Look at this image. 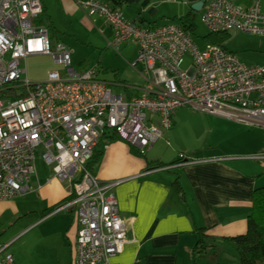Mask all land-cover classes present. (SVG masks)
I'll return each instance as SVG.
<instances>
[{"label": "built area", "instance_id": "2783aa9c", "mask_svg": "<svg viewBox=\"0 0 264 264\" xmlns=\"http://www.w3.org/2000/svg\"><path fill=\"white\" fill-rule=\"evenodd\" d=\"M261 2L206 0L201 21L211 33L264 35ZM79 6L113 28L109 44L116 50L129 40L137 43L145 86L139 95L127 96L100 79L96 69L74 68L69 47L53 44L48 26L39 23L42 0H0V200L32 190L36 150L42 146L44 160L73 195L61 208L76 210L75 264H118L112 259L128 242L114 192L121 181H101L87 165L100 139L115 131L144 154L171 127L180 107L264 126V63L247 64L217 43L200 48L175 22L143 26L100 0ZM188 53L193 62L183 69ZM35 55L50 56L64 74L56 69L44 80H30L22 61ZM12 89L26 93L12 97ZM12 242L0 240V264H14Z\"/></svg>", "mask_w": 264, "mask_h": 264}, {"label": "crops", "instance_id": "0c3cea01", "mask_svg": "<svg viewBox=\"0 0 264 264\" xmlns=\"http://www.w3.org/2000/svg\"><path fill=\"white\" fill-rule=\"evenodd\" d=\"M42 1V16L48 19L44 25L52 24L58 32L75 33L81 28L94 32L98 29L113 36V28L101 16H89L79 6L83 0ZM101 1L122 8L126 17L143 26L177 23L181 16L189 12L202 14L204 9V5L199 11L192 7L201 0ZM233 1L243 6H251L254 2ZM261 5L264 11V0ZM231 32L244 33L233 30L228 31V35ZM244 34L250 37V44L239 48L245 49H232L227 45L226 48L237 55V51H242L246 59L258 60L255 64L264 63V35ZM247 50H253V53ZM26 60L53 59L48 55H35ZM142 68L140 63L139 75ZM51 70L56 69H50L48 73ZM102 80L113 90L114 84L123 86L127 96L139 95L145 86L128 83L125 79ZM179 114L176 110L171 127L165 129L164 136L144 154L137 145L119 136L100 139L102 157L90 170L101 181H121L114 192L127 228L128 242L123 251L113 257L115 263L235 264L234 248L224 238L247 231L253 193L264 186V126L205 112L201 114V129L198 130L201 133L196 136L202 143L188 150L173 141L179 131V123L176 124ZM176 179L181 191L174 184ZM30 184L32 190L27 194L32 192L37 196L29 206L21 208L14 203L12 200L17 197L0 200V216L10 207L19 218L14 226V229L18 227L17 234L6 240L0 237V240L14 242L38 225L41 231L36 236V246L45 250L44 255L34 262L33 249L26 256L15 252L12 253L14 264H75L79 228L76 210L61 208L63 200L70 195L69 185L55 177L54 171L51 175H41L38 167ZM202 227H207V232L216 236L215 248L210 249L206 257L194 259L192 250L197 241V230ZM2 228L0 226V230Z\"/></svg>", "mask_w": 264, "mask_h": 264}, {"label": "rangeland", "instance_id": "374dc122", "mask_svg": "<svg viewBox=\"0 0 264 264\" xmlns=\"http://www.w3.org/2000/svg\"><path fill=\"white\" fill-rule=\"evenodd\" d=\"M195 18V30L192 34L195 43L200 47H205L208 43L213 42V39L220 37L219 34H210V31L201 21L200 12H196ZM43 21L47 22L46 16H42ZM175 18L174 20H176ZM178 21V20H176ZM50 37L53 44L58 42H65L72 54V66L77 70H85L87 68H94L98 71L99 78L106 79L109 81H119L126 80L128 83L143 86L146 80L142 75H139L138 69L140 63H136L138 59V45L133 40L124 42L121 47L116 50L110 46L109 41L112 37L108 36V33L104 34L100 30L96 29L94 32L91 30L81 28L77 32L65 31L56 32L54 28L50 27ZM64 31V30H63ZM250 44V37L240 32H231L225 40V45L232 49H245L239 48L241 45ZM238 47V48H235ZM247 48V47H246ZM248 53H253V50H247ZM238 55L247 64H255L258 60H249L243 57L242 51H237ZM252 57V56H251ZM193 59L188 53L185 56V60L182 64V68L186 69ZM22 65L26 67L27 75L31 79L44 80L45 76L48 74L50 69H58L64 74V67L57 64L54 60L52 61H22ZM143 77V78H142ZM114 91L122 92L126 94L125 88L120 85H113ZM180 114L176 119V124L179 123V131L175 134L173 141L184 147V149H191L200 145L202 142L197 141L196 136L201 132V114H205L203 111L194 110L189 107H180L177 109ZM207 113V112H206ZM211 114V113H209ZM171 141V138H170ZM44 149L42 146L38 147L36 150V165L41 175H51L53 172V166L46 163L43 158ZM68 184V182H66ZM36 194L29 193L17 196L13 199L14 203H17L21 208L29 206ZM18 216L13 212V208H6L0 216V226L3 227L0 230V237L9 239L10 236H15L17 234L18 227L14 229L17 223ZM27 233H24L18 237L10 246L11 253L19 252L21 256L23 254L29 253V250L34 251L32 260L37 261L38 257L44 255L45 251L40 247L36 246V236L41 231V227L36 225L32 227ZM9 241V240H7ZM29 243L25 244V243ZM35 246V247H34ZM229 246V245H228ZM232 247H230L231 249Z\"/></svg>", "mask_w": 264, "mask_h": 264}, {"label": "trees", "instance_id": "16d2710c", "mask_svg": "<svg viewBox=\"0 0 264 264\" xmlns=\"http://www.w3.org/2000/svg\"><path fill=\"white\" fill-rule=\"evenodd\" d=\"M101 1V0H100ZM43 2V1H42ZM106 3V2H105ZM109 4V3H108ZM44 5V4H43ZM116 6L115 4H111ZM195 13H187L178 19V24L181 25L186 31L193 34L195 30ZM43 18H39V23L44 24ZM46 25V24H45ZM50 30V25L47 23ZM151 26V25H148ZM54 31L57 32L54 26ZM51 31V30H50ZM211 32L208 34L210 36ZM219 34L220 37L213 39V42L226 48L225 40L227 39L228 32L213 33ZM65 43V42H64ZM66 44V43H65ZM67 45V44H66ZM13 88V87H11ZM10 90V89H9ZM25 91H18L12 89L9 93L12 97L23 96ZM4 95V94H3ZM6 95V94H5ZM104 137L109 139L117 138L118 134L115 131H108L104 134ZM103 149H101V141L96 145L93 156L88 162V167L93 170L98 165L100 158L102 157ZM178 191H181V186L178 179L174 181ZM73 195H68L63 200H69ZM248 227L247 231L242 234L225 237L224 240L232 244L236 261L235 264H264V186L255 189L253 193V206L250 214L247 217ZM207 227H202L197 230V241L192 250V256L194 259L204 258L207 256L210 249L215 248V235L207 232Z\"/></svg>", "mask_w": 264, "mask_h": 264}, {"label": "water", "instance_id": "95a60500", "mask_svg": "<svg viewBox=\"0 0 264 264\" xmlns=\"http://www.w3.org/2000/svg\"><path fill=\"white\" fill-rule=\"evenodd\" d=\"M205 0L198 1L192 5L193 9L199 11L201 7L204 5Z\"/></svg>", "mask_w": 264, "mask_h": 264}]
</instances>
